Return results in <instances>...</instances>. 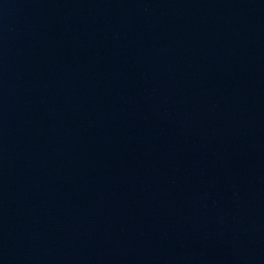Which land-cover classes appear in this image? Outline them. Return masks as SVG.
I'll use <instances>...</instances> for the list:
<instances>
[{
  "label": "water",
  "instance_id": "obj_1",
  "mask_svg": "<svg viewBox=\"0 0 264 264\" xmlns=\"http://www.w3.org/2000/svg\"><path fill=\"white\" fill-rule=\"evenodd\" d=\"M0 264H264V0H4Z\"/></svg>",
  "mask_w": 264,
  "mask_h": 264
}]
</instances>
